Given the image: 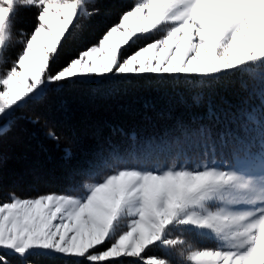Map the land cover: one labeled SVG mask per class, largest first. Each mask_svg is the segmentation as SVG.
<instances>
[{
  "label": "snow or ice",
  "instance_id": "1",
  "mask_svg": "<svg viewBox=\"0 0 264 264\" xmlns=\"http://www.w3.org/2000/svg\"><path fill=\"white\" fill-rule=\"evenodd\" d=\"M96 2L0 0V122L44 96L49 84L108 75L212 81L260 70V110L247 114L227 167L212 160L156 168L147 166L150 149L142 157L112 153L82 173L79 194H70L77 186L28 198L10 193L0 202V264H11L9 254L24 264L33 255L56 254L77 264H119L121 257L174 264L149 255V246L178 247V264H264V0H135L97 43L55 69L78 21L98 14ZM28 7L37 10L36 23L30 33L17 32L14 17ZM155 33L162 35L129 52L140 36ZM14 37L22 48L11 58ZM254 119L258 136L250 134ZM179 228L213 246L173 237Z\"/></svg>",
  "mask_w": 264,
  "mask_h": 264
},
{
  "label": "trees",
  "instance_id": "2",
  "mask_svg": "<svg viewBox=\"0 0 264 264\" xmlns=\"http://www.w3.org/2000/svg\"><path fill=\"white\" fill-rule=\"evenodd\" d=\"M95 6L98 14L80 19L62 43L53 62L55 69L97 42L132 4L131 0H97ZM36 13L34 7L19 9L16 24L29 33L36 23ZM19 50L12 53V58ZM259 73H237L212 81L183 75H108L49 84L44 96L21 105L0 131L4 176L0 180V202L8 200L10 193L28 198L53 191L64 193L70 186L79 189L87 179L82 173L112 153L142 157L150 149L153 161L207 153L204 147L215 154L236 152L235 135H244L241 126L250 109L255 108L256 113L260 110ZM249 125L253 129L250 134L257 136L258 119ZM202 129H209L211 136ZM132 162L136 161L129 159ZM30 163H38L43 173L54 176V181L35 180L34 171L27 170ZM159 250L156 254L161 253ZM8 259L11 264H24L10 254ZM29 259L31 264H77L75 258L59 254L33 255ZM117 259L119 264H142L127 257Z\"/></svg>",
  "mask_w": 264,
  "mask_h": 264
},
{
  "label": "rangeland",
  "instance_id": "3",
  "mask_svg": "<svg viewBox=\"0 0 264 264\" xmlns=\"http://www.w3.org/2000/svg\"><path fill=\"white\" fill-rule=\"evenodd\" d=\"M134 2H135V0H131L132 6L134 5ZM15 18H16V16L14 17V20H15ZM114 24H116V23H114ZM20 29H23L24 32L27 33L26 30L24 28L20 27L19 25H17L16 24V21H15V31L18 32ZM160 35H162V33H155V34H152V35L140 36L136 40L135 43H132L131 44V46L133 47L134 44H135L136 47L133 49V50H135L138 47L143 46L144 44L151 42L152 39L159 38ZM97 42H95V43H97ZM95 43H93V44H95ZM17 48H20V50H21L22 44L15 43V37H14V46L9 49L8 56L12 58V53H14L17 50ZM133 50L130 49L129 52H131ZM90 78H98V77H90ZM84 79H87V78H84ZM7 124H8V121L0 122V131L3 130L6 127ZM85 127L87 128V125H85L84 127H82L81 130L82 131H85L86 130ZM212 160H215L216 161V166L227 167V166H229V165L232 164L233 158L230 159V160H228V161H225V162L222 161L221 159H218L216 156H212L211 158H207V157L206 158H204V157H193L189 161H186L183 158H181L179 160L172 161V162H169V163H165V162H162V163H153V164H149L147 166L156 167V168H162V167H165V166H171L173 164H175L177 166H180L182 164H188L190 162H195V163H200V164L211 163ZM195 163H192L191 166H195ZM30 165L31 166H29V165L27 166V170L30 171V172H33L34 171V173H32V177L35 180H37L39 182H45V183L46 182H53L54 181L53 180L54 179V176L51 173H43V171L41 170L42 168H41V166L38 163L35 164V165H33V164L30 163ZM3 179H4V176L2 175V170L0 168V180H3ZM13 179L16 180L15 177H13ZM1 183H3V182H1ZM82 191H83V189L82 188H79L77 192H73L71 194H79ZM53 192H55V193H63V192H58V191H53ZM49 193H52V192H49ZM44 194H47V193H44ZM177 235H182L185 239H188V240H200L199 237H195V235L193 233H190L189 231H187V230H185L183 228L174 229L172 231V236L173 237H175ZM200 245L201 246H213V241L212 240H200ZM158 249H160L159 251H161V253L159 252L160 254H156V252L158 251ZM146 251H148V254L149 255L155 254V255L161 256V257L166 256L169 259L173 260L174 264H178V261H179V257H178L179 248L178 247L175 248V249H164V248H162L160 246H149V249L146 250ZM127 258H129L131 260L139 261V262H141L143 264V262L140 261L138 258H133V257H127Z\"/></svg>",
  "mask_w": 264,
  "mask_h": 264
}]
</instances>
